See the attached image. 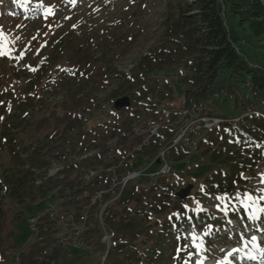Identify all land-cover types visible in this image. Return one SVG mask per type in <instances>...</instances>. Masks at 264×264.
I'll list each match as a JSON object with an SVG mask.
<instances>
[{"label": "rangeland", "instance_id": "1", "mask_svg": "<svg viewBox=\"0 0 264 264\" xmlns=\"http://www.w3.org/2000/svg\"><path fill=\"white\" fill-rule=\"evenodd\" d=\"M198 1L77 0L76 3H72L70 0H30L25 6H21L25 4V0H19V2L0 0V26L4 32L12 37H21L15 45L17 49L22 50L25 46L31 45L30 51L18 64L6 57L0 58V102H2L0 103V117H3L0 120V131L4 129L8 134L5 136L0 133V139L3 138L2 141L8 138L13 139L19 144L20 150L27 149L20 146L22 144L26 147L37 144L45 137L44 134L51 133L50 129L57 128L56 119L65 116L64 110L75 101L71 99L73 94L80 90H85L83 96L85 103L87 101L97 105L101 103L109 120L123 119L131 114L138 115L137 111L142 108L140 101H147L145 98L141 100L142 90L139 87L133 88L131 95L123 96L130 97V107L115 108L116 101L123 97L113 99L110 94L119 88H127V85H124L117 75H131L142 57L162 47L168 34L167 29L175 19L179 8H186ZM225 1L217 0L224 17L227 13ZM260 2L264 3V0ZM38 3H43L45 7L54 5L55 16H49L45 20L43 18L44 9L36 8ZM65 17H70V19H65ZM230 23L238 27L237 20H230ZM48 25L52 27L49 28ZM239 30L243 35L249 34L246 26L245 28L240 27ZM34 36L37 38L33 39ZM45 43L47 46L42 47ZM81 45H85L83 50H78ZM243 48L247 49L253 65L264 69V35L260 39L248 37ZM37 50L40 52L39 55H36ZM99 59L105 60L97 65ZM173 62L170 67L156 74V78L160 81L158 86L160 94L150 100L158 102V99L164 98L168 101L173 98L172 103L176 108L181 105L183 95L188 89L185 76L189 74L183 61L179 62L177 59ZM28 65L35 67L37 71L32 72L27 67ZM90 65V74L87 73L89 79L78 74L89 70ZM107 73H111L113 78ZM108 81L111 82L107 83ZM145 86L150 87V83L146 81ZM86 93L89 95L88 98H86ZM78 98H81V95ZM24 99L28 101L26 113L21 112L19 108ZM132 99L137 102H133ZM84 106L87 108L89 104ZM84 110L81 112L88 116L89 112ZM102 113L98 112L91 117L87 126L89 130L95 128L101 122L100 120L102 123L106 121L99 117ZM167 113L165 119H168ZM246 116L247 113L242 112L234 100L215 94L202 105L199 112L184 111L173 124L167 126L168 141L165 142V148L170 149L171 142L169 141L171 140L177 144L183 138H187L186 158L176 163V154L165 155L163 151L157 157V163L163 164L160 173L166 176L162 180L175 192L168 204L170 208L166 214L153 216L151 232L156 230L157 224L160 225L166 220L167 215L174 208L184 209L182 207L184 204L194 208L193 198L200 200L204 209L212 211L211 214L221 221L219 227L223 228V231L215 232L209 239L211 251L205 254L209 257L205 264H213L214 260L224 257L225 253L220 251L221 248L229 250L238 243L239 236L236 231H233L234 229L248 231L244 225L253 223L246 221L237 223L231 220L232 224H228L226 216L216 207L220 202L215 199V195L212 194V198H209L200 190L203 184L211 193L209 182L213 175L229 171V165L222 160L223 155L226 156L222 148L219 161H212L213 151H218L217 149L221 146L217 143L212 144L213 139L209 131L224 123H237ZM226 117L230 120L225 119ZM145 123L147 121L142 124ZM102 130H97L96 134L99 133L101 136ZM96 134L94 132L92 136L95 137ZM9 150L7 147L0 149V164L7 163ZM48 156L52 165L48 177H51L60 167L59 160L54 159L50 153ZM141 163L142 160L137 159L133 164L141 170L147 169L145 168L147 162ZM4 169L6 168L2 165L0 172L3 173ZM253 171V174L242 172L245 176L253 178L255 188L264 187L258 184L260 175L264 174V161L258 164ZM43 173L44 171H37V177H41ZM138 175L139 173L133 172L129 174L127 180L134 179ZM74 176L73 173L67 174L65 179L68 182ZM134 185L137 188L148 187V184L144 182L142 186ZM188 185H191V190L187 197L178 198L176 194ZM237 186L239 185H235ZM51 187H55L54 184ZM31 193L28 191L19 198L13 193L5 191L0 193L1 264H30L31 262L44 264L47 261L50 264L105 263V251L111 245L112 234L104 227L102 215L110 203L104 204L99 212L93 214V222L99 220V229L103 232L101 238L99 234L91 238V234L90 236L83 234L93 225L84 222L76 223V220L72 218L73 210L69 209L66 203L67 199L61 198L56 189L52 190L46 198L38 194L32 196ZM84 197L86 195L79 199L82 200ZM113 201L114 199L111 202ZM205 225H212L217 229L218 224L199 221L196 224V231L199 232ZM262 225L264 224L257 222L255 228ZM255 228L251 230L256 231ZM189 230L190 226H186L185 233ZM256 234L263 237L258 232ZM98 237L100 243L97 241ZM187 243H189L188 240ZM151 245L152 243H149L148 247ZM189 251L195 252V249L189 248ZM31 256L34 258L31 259ZM183 258H186V254ZM195 259L194 256L193 260ZM177 264H183V260H177ZM243 264L257 263L244 261Z\"/></svg>", "mask_w": 264, "mask_h": 264}, {"label": "trees", "instance_id": "2", "mask_svg": "<svg viewBox=\"0 0 264 264\" xmlns=\"http://www.w3.org/2000/svg\"><path fill=\"white\" fill-rule=\"evenodd\" d=\"M225 6L226 17L217 0H199L191 6L179 8L167 29L165 44L142 57L131 75H117L127 88H119L110 96L118 99L131 95L132 89L139 87L142 90L141 100L145 98L147 101H140L142 108L137 111L138 115L109 120L101 103L97 105L87 100L85 103V90H80L73 94L71 99L75 101L66 107L65 116L56 119L57 128L50 129L51 133L44 134L45 137L37 144L29 147L22 144L20 146L27 149L20 150L13 139H0V149H10L7 163L0 164V168L2 165L6 168L3 173L0 172V193H13L19 198L30 191L32 196L38 194L46 198L56 189L61 198L67 199L76 223L93 225L83 234H91V238L97 234L101 238L103 232L99 229V220L93 222V214L99 212L104 204L110 203L102 215L104 227L112 234L104 264H177L174 259L177 248L187 244V240H178L177 237L185 234L189 222L186 219L178 222L174 216L169 220V217L177 211L183 213L184 209L174 208L164 222L157 224V227L154 225L156 230L151 232L153 216L166 214L175 192L162 180L166 176L160 173L163 164L157 163V157L162 151L165 155L176 154L175 162L178 163L187 156V138L177 144L171 140L170 149L165 148L167 126L173 124L184 111L199 112L202 105L215 94L229 97L240 106L242 112L247 113L237 123H224L209 131L212 144L221 146L218 151H213L212 161L217 162L221 158L219 155L223 149L226 156L223 155L222 160L229 165L228 173L214 174L209 182L213 195L225 191L233 193L237 188L235 185H239L241 191H253V180H241L240 173L246 171L253 174V169L264 161V69L253 65L247 49L243 48L248 37L260 39L264 35V3L260 0H226ZM233 19L238 21V27L230 23ZM245 26L248 35L241 34L239 30ZM84 46H79L78 50H83ZM177 59L183 61L189 74L185 76L188 89L181 105L175 108L173 98L151 102L152 97L160 94V81L156 74L170 67ZM104 60L99 59L97 65ZM89 67V70L78 74L89 79L87 73L90 74L91 65ZM107 74L113 78L111 73ZM146 81L150 87L145 86ZM79 95L81 98H78ZM87 103L89 107L84 108ZM27 105L26 99L21 101V112L26 113ZM84 109L89 112L88 116L81 112ZM98 112H103L99 117L106 121L102 123L100 120L95 128L89 130L88 123ZM166 113L168 119L164 118ZM145 121L147 123L142 124ZM97 130H102L101 136L96 134ZM94 132L95 137L92 136ZM0 133L8 135L4 129ZM48 152L59 160L60 167L51 177H48L52 168ZM137 159L142 160L141 164L147 162V169L134 166ZM37 171L44 173L37 177ZM133 172L139 175L127 180ZM72 173L75 174L74 178L67 182V174ZM233 181H236L235 185ZM143 182L148 184L147 188L134 185ZM52 184L55 187H51ZM214 185H219V188ZM83 195L86 197L79 199ZM211 212H201L199 216L188 214L192 215L195 225L199 221L218 224L216 227L219 231L216 233H219L223 231L219 227L221 221ZM228 217L240 222L250 221L238 203L234 209H230ZM100 238L97 239L98 243ZM149 243H152L150 247ZM142 249L145 250L142 252ZM185 254L181 252L180 256ZM44 264L50 263L47 261Z\"/></svg>", "mask_w": 264, "mask_h": 264}, {"label": "snow or ice", "instance_id": "3", "mask_svg": "<svg viewBox=\"0 0 264 264\" xmlns=\"http://www.w3.org/2000/svg\"><path fill=\"white\" fill-rule=\"evenodd\" d=\"M19 2V0H17ZM27 2L30 0H25V4L21 6H25ZM72 3H76L77 0H70ZM37 9H44L43 18L47 20L49 16H55V6L50 5L45 7L43 3H38L36 5ZM27 10V9H26ZM65 19H70V17H65ZM49 28L52 25H48ZM75 27V25L73 26ZM37 37H33L36 39ZM21 39L19 36L12 37L9 34H6L0 26V58H8L9 60H14L19 63V61L23 60L26 53L30 51L31 45L25 46L22 50L16 48V43ZM45 43L42 47H46ZM19 53L18 55L16 53ZM39 50L36 51V55H39ZM29 69L32 72H36L37 69L28 65ZM2 103V102H0ZM11 110L9 106V111ZM3 117H0L2 120ZM231 131V130H229ZM239 143L240 141L237 139L236 141ZM259 147V145H258ZM179 180V177H177ZM241 180H250L253 178L247 177L243 172L240 173ZM233 184H236V181H233ZM259 185H264V174H261L258 180ZM217 189L219 185H214ZM201 193L212 198V194L206 190V185L200 186ZM215 199L220 203L216 205L218 211L223 212V214L227 217L229 215L230 209H234L236 204L238 203L248 215V219L253 223L251 225H244V228L248 231H239L238 229H234L239 236L238 243L231 247V249L226 250L221 248L220 251L225 253L224 257L214 260L213 264H243L244 261H264V246H262V239L264 237L258 236L256 232L261 231V229H256V231H252L251 229L255 228L257 222L264 221V187L257 186L253 191H249L245 189L241 191L237 186L236 191L234 193H228L227 191L223 193H218L215 195ZM193 202L195 204L194 208H190L189 205L184 204L182 207L184 208V212L181 213L179 211L172 213L169 217V220H172L173 216L176 217V220L182 221L187 220L189 222L190 230L188 233H185L182 237L178 236L177 239H185L188 240L189 243L184 244L182 247L177 248V254L174 257L176 260H183V264H205V261L209 259L206 253L211 251V246L209 244V239L213 236V234L218 229H215L212 225H205L202 227L199 232L196 231V225L192 223V215L188 213L195 214L199 216L201 212H205L202 203L200 200L193 198ZM228 224H232V221L229 219L227 221ZM264 228V225H262ZM189 248L195 249V252L189 251ZM186 253V258L180 256V253ZM196 257L193 260V257Z\"/></svg>", "mask_w": 264, "mask_h": 264}, {"label": "water", "instance_id": "4", "mask_svg": "<svg viewBox=\"0 0 264 264\" xmlns=\"http://www.w3.org/2000/svg\"><path fill=\"white\" fill-rule=\"evenodd\" d=\"M116 109H120V108H125V107H130L131 106V99L130 97H123L120 98L116 101V103L114 104ZM191 190V185H188L185 189H181L176 196L180 199H185L189 193V191Z\"/></svg>", "mask_w": 264, "mask_h": 264}, {"label": "bare ground", "instance_id": "5", "mask_svg": "<svg viewBox=\"0 0 264 264\" xmlns=\"http://www.w3.org/2000/svg\"><path fill=\"white\" fill-rule=\"evenodd\" d=\"M256 263H258V261H255Z\"/></svg>", "mask_w": 264, "mask_h": 264}]
</instances>
